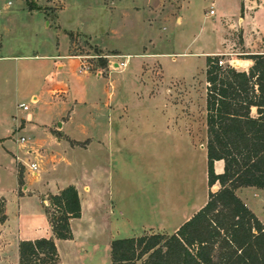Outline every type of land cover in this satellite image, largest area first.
<instances>
[{
  "label": "rangeland",
  "instance_id": "rangeland-1",
  "mask_svg": "<svg viewBox=\"0 0 264 264\" xmlns=\"http://www.w3.org/2000/svg\"><path fill=\"white\" fill-rule=\"evenodd\" d=\"M37 1L0 0V8L4 10L0 20L5 39L2 55L8 56L0 62V196L6 202L9 232L16 236L20 223L17 189L21 174L23 186L29 189L25 195L28 209L25 215L41 206L38 197L31 195L33 192L53 191L57 184L61 186L74 180L91 187L83 195L85 210L98 223V231L104 233L103 241L117 231L120 237L126 235L127 229L117 225L122 227L125 220L131 221V211L133 216L137 211H150L157 192H188L198 203H203L209 192L207 157L203 151L208 144L205 55L219 53L213 56L234 60L236 70L242 71L246 69L242 58L263 53L262 40L248 35L250 40L246 45L237 21L221 20L215 15L205 18V13L214 9L213 0H70L80 4L81 10L76 14L86 23L87 31L67 34L66 54L76 59L79 67L85 60L92 71L79 75L75 65L59 73L50 68V61L46 59L53 50L54 29L44 28L41 14L29 16L21 8L30 10L33 6L55 21L56 12L63 5L61 0H56L58 3L54 5H51L54 0H41L40 5ZM9 2L12 6L7 5ZM149 9L153 31L145 40L146 53H163L162 62L169 73L177 67L184 75H195L183 80L182 85L175 82L167 85L168 109H164V99L131 104V65L135 62L131 63V44L135 43L131 25L142 24L136 12L141 14ZM70 14H66L65 25H74L76 21L72 18L76 15ZM4 39L0 37V46ZM115 58L128 59V67L114 70ZM102 61L107 64L103 65ZM149 72L158 86L162 76L159 66L150 67ZM95 75L103 77L98 80ZM112 83L118 88L115 93L124 96V104H118L113 115L110 107L119 102L115 93L114 103L109 101ZM53 88H69L68 99H54L47 93ZM33 94L40 96L39 102L31 100ZM23 101L31 107L35 120L30 127L22 128L20 121V127L15 128V122L27 115L18 108ZM174 104L178 105L176 112L183 111L185 130L191 125L197 126L198 133L193 134H198L199 140L192 144L186 132L181 140L174 131L157 145L151 141L141 149L135 148L134 141L131 142V115L142 112V122L158 123L156 112H168L170 119ZM253 116H257L256 112ZM112 117L114 124H119L114 126V134L108 131ZM60 122H67L64 132L73 139L92 140L90 149L70 152L66 142L59 144L53 131ZM22 136L26 144L20 143ZM28 145L32 152L26 154ZM32 163L38 165L37 171L31 169ZM262 194L246 188L240 197L252 203ZM42 197L50 203V193ZM47 210L53 214L55 209L50 204ZM143 214L138 217L140 222L144 221Z\"/></svg>",
  "mask_w": 264,
  "mask_h": 264
},
{
  "label": "crops",
  "instance_id": "crops-1",
  "mask_svg": "<svg viewBox=\"0 0 264 264\" xmlns=\"http://www.w3.org/2000/svg\"><path fill=\"white\" fill-rule=\"evenodd\" d=\"M38 5L41 3V0H38ZM54 3H58L56 0L52 1L51 5ZM61 5L63 7L59 9L56 13L57 16L55 21L51 20L47 14H45L42 10H27L25 7H22L24 13H27L29 16H34L37 14H41L43 17V25L44 28L48 31L54 29L53 36V50L46 57L49 60L50 65L53 71H57L59 73L64 72L67 68L78 66L79 73V62L76 59L70 58L67 56V34L72 32H84L87 31L86 23L82 22L78 13V10H81L80 4L78 2H70V0H61ZM226 5H225V4ZM8 4V3H7ZM212 7L215 10V16H219L221 20H229V21H237L241 25V30L243 31V41L247 45L249 42V36H257V39H261L264 44V0H213ZM151 10L149 9L145 13L136 12V14L140 15L141 22H135L134 25H131V37L135 43L131 44V63H132V71H131V104L136 105L138 102H146V101H158L164 99V109H168L167 101L169 99L168 88L167 85L169 83L175 82L182 85L183 80L192 79L195 75L186 74L184 75L182 70H178L177 67L171 68V73L167 71V66L162 62V58L164 57L163 53H146L145 49V40L147 34L152 32L153 27L150 26L149 20H151ZM71 12L70 15H76V17H72L75 23H69L70 25H65L64 19L66 18V14ZM4 13V11H3ZM11 15H18L15 12H11ZM75 13V14H72ZM209 11L205 13V18L209 17ZM79 19V20H78ZM1 20V19H0ZM140 20V19H139ZM137 20V21H139ZM181 24L182 18L180 17ZM71 25L73 27H71ZM232 27V25H231ZM152 30V31H151ZM2 28H0V37L4 39V34L2 33ZM254 33V34H252ZM143 38V40H142ZM2 42V41H1ZM4 43L5 39L0 46V62H4L7 60L8 56L2 55L4 54ZM64 43V44H63ZM132 43V42H131ZM264 49H262L263 51ZM142 54H141V53ZM219 53H207L205 55V61L208 56L217 55ZM259 54V53H257ZM264 55V51L262 53ZM174 57V55H173ZM137 60V61H136ZM174 62H177V59L174 58ZM244 64L246 65L244 70L249 71V69L254 65L252 60H244ZM154 65L159 66L161 71V82L157 86L155 84V80H153L152 75L149 72V68ZM170 69V68H169ZM206 70L207 66H205V82L206 81ZM79 75H87L80 74ZM98 80H101L103 76L95 75ZM181 82V83H180ZM115 91L118 92V88H115L113 83L110 88L109 101H113L115 97ZM207 92V88H206ZM49 95H51L54 99L58 97V100H67L69 96V88H53L47 91ZM115 93V94H114ZM174 94L176 90H174ZM117 95V94H116ZM43 96V95H42ZM41 96V97H42ZM117 103L113 107H110V110L113 112L117 111L118 104H124V96L120 97L116 96ZM31 100L35 103L40 101V96L33 94L31 96ZM122 100V101H121ZM114 103V101H113ZM20 104H26L24 101ZM19 104V105H20ZM18 105V108H19ZM177 104L171 106L173 109V113H171V118L169 119L168 112H156L158 123L146 121L142 122L141 113L135 112L131 115V142H133L135 148L141 149L146 146L149 142L160 143L161 139H168V134L176 132L177 136L184 139L183 134L186 132L188 134L189 141L194 144L199 140L198 128L195 125H191L187 127L188 129H184V116L183 111H177ZM181 106V105H180ZM30 107V106H29ZM182 108V106H181ZM22 110L21 108H19ZM23 111V110H22ZM31 107L29 111H23V113H27L26 116H22L19 121H16L15 128L20 127L19 122L22 121L21 127H30V124L34 122L35 116L30 113ZM256 112L257 108L253 107L251 109V115ZM180 113V114H178ZM109 118L111 115L108 116ZM255 117V116H253ZM112 119V124H109L108 131L114 134L115 125L114 119ZM118 122V120H117ZM163 122L164 124H161ZM169 123L171 128L169 127ZM178 123L180 126H178ZM67 122H60L59 127L56 128L53 132L55 133L54 137L59 144H63L66 142L68 146L66 149L68 151H76V150H85L90 149L92 144V140L89 141L85 145H83L87 141L75 140L70 135L64 132V128ZM176 126V127H173ZM120 127V126H116ZM123 130H127V127H121ZM175 128V129H174ZM178 128V129H177ZM207 132V131H206ZM70 134V133H69ZM23 137V136H22ZM6 138H2L5 141ZM111 141H113V136H111ZM206 141L208 142V135H206ZM3 142V141H2ZM206 142V144H207ZM29 147V152L32 150ZM206 148V149H205ZM203 151L207 157V182H208V154L207 147L204 146ZM24 153L27 154V152ZM55 163V158H52ZM215 173L217 175H221L225 171V162L224 161H216L214 163ZM86 183H79L78 180H74L71 183H67L65 185L59 186L57 184V188L53 191H45V192H33L31 195L38 197L41 202V206H37L32 210L29 215H25L27 209V203L25 201V195L28 194V187L21 186L17 189L19 192L18 202H19V224H18V232L16 236H13L9 232L8 227V219L5 223L0 222V264H20V255H19V246L23 241H35L38 239H54L57 245L58 253H59V261L56 264H112L111 258V244L114 240L124 239V238H136L149 234H163V235H174L179 229L189 220H191L201 209L205 207L209 200V194L217 193L221 190L220 183H216L214 186L210 187L209 183V192L207 199L203 203H198L194 199V197L187 192H157L153 196V203L151 204L152 208L148 212L137 211L133 216L131 211V221L125 220V224L118 228L125 227L128 231L126 235L120 237L119 232L117 231L114 234H110L106 241H103L104 233L98 231L99 226L94 218L88 217L85 210L84 203V194L91 191V187H86ZM75 186L79 192L81 204H82V216L79 219L71 220V229L73 232V239L71 240H59L55 238L52 227L49 223V219L47 216V207L50 205L49 200L43 199V195H47L50 193L51 195H57L68 186ZM246 188L254 189L263 193L264 190L255 188V187H244L239 188L236 191V195L243 201L246 207L257 217V219L264 226V197H260L257 200L249 203L240 197V192ZM216 189V190H213ZM181 193V194H179ZM174 197L180 198L181 200L177 202ZM0 198H2L0 196ZM141 213H145L142 215L144 221H139V216ZM139 221V223H138ZM63 248V249H62Z\"/></svg>",
  "mask_w": 264,
  "mask_h": 264
},
{
  "label": "trees",
  "instance_id": "trees-1",
  "mask_svg": "<svg viewBox=\"0 0 264 264\" xmlns=\"http://www.w3.org/2000/svg\"><path fill=\"white\" fill-rule=\"evenodd\" d=\"M242 60L254 62L248 72L220 67L215 56L206 60L208 183H220L221 190L210 192L205 207L174 235L114 240L112 264H264V226L236 195L244 187L264 190V55L247 54ZM221 160L225 171L217 175L214 163ZM19 180L23 186L22 174ZM50 204L55 210H47V216L55 238L73 239L70 222L82 216L77 188L51 195ZM6 221V202L0 198V222ZM19 255L20 264L59 261L54 239L23 241Z\"/></svg>",
  "mask_w": 264,
  "mask_h": 264
},
{
  "label": "built area",
  "instance_id": "built-area-1",
  "mask_svg": "<svg viewBox=\"0 0 264 264\" xmlns=\"http://www.w3.org/2000/svg\"><path fill=\"white\" fill-rule=\"evenodd\" d=\"M8 6H12V2H9L7 4ZM3 9L0 8V19H1V16L3 15ZM209 14L211 16H214L215 15V10L214 9H211ZM128 64H129V61L128 59H122V58H115L113 61H112V68L116 71H119V70H124L128 67ZM218 65L220 67H223V68H234L236 69V64H235V61L234 60H224V59H219L218 61ZM92 71V66L86 62L85 60L81 61V64H80V67H79V73L80 74H89L91 73ZM19 108H21L23 111H29L30 107L27 106L26 104H20L19 105ZM20 143L21 144H26L27 143V140L25 137H21L20 138ZM29 146H27L25 149V152L29 153ZM31 169L33 171H37L38 170V165L36 163H32L30 165Z\"/></svg>",
  "mask_w": 264,
  "mask_h": 264
}]
</instances>
